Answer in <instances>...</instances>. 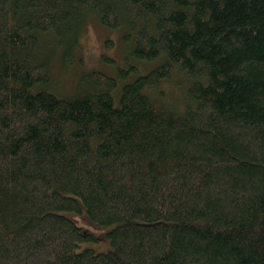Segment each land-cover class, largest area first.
<instances>
[{"label":"trees","instance_id":"16d2710c","mask_svg":"<svg viewBox=\"0 0 264 264\" xmlns=\"http://www.w3.org/2000/svg\"><path fill=\"white\" fill-rule=\"evenodd\" d=\"M92 18L125 64L63 92ZM0 264H264V0H0Z\"/></svg>","mask_w":264,"mask_h":264},{"label":"rangeland","instance_id":"374dc122","mask_svg":"<svg viewBox=\"0 0 264 264\" xmlns=\"http://www.w3.org/2000/svg\"><path fill=\"white\" fill-rule=\"evenodd\" d=\"M71 37L68 38V41L74 39V36L73 38ZM109 40L110 44H108ZM121 40V32L119 30L104 26L97 18H92L84 24L74 41L75 45L72 47L74 63L65 66L63 63L64 49H60L59 46L55 45L56 41L54 38H49L48 46L51 47L49 51L51 52L52 71L58 89L66 93L73 91L75 83L82 72L93 68L95 65L108 72H113L115 65L124 66L125 61L122 55L123 44ZM138 64L141 65V62ZM144 64L148 67H153L154 65V63ZM175 92L174 88H172L168 96L176 98L177 94ZM83 213L86 214L84 207ZM69 215L78 224L87 227L94 236L92 239L83 241L80 248H91L96 252H106L112 247L108 236L109 226L92 225L88 223L91 221L88 219L87 222L81 214L76 215L77 218L74 217L72 212Z\"/></svg>","mask_w":264,"mask_h":264}]
</instances>
